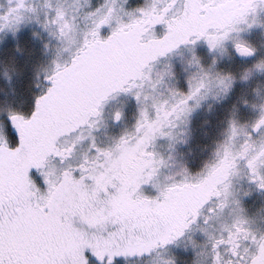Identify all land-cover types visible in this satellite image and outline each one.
<instances>
[{
    "label": "snow or ice",
    "instance_id": "obj_1",
    "mask_svg": "<svg viewBox=\"0 0 264 264\" xmlns=\"http://www.w3.org/2000/svg\"><path fill=\"white\" fill-rule=\"evenodd\" d=\"M166 3V7L153 3L125 10L112 0L84 13L85 26L75 49L68 60L53 61V70L44 74L46 87L35 96L30 115L12 109L6 112L17 142L11 146L7 132H0V264H89L86 252L100 264H113L117 256L150 253L182 235L190 223L189 214L194 219L204 203L220 195L219 189L201 190L202 181L159 182L158 165L163 160H157L152 151L158 138L171 140L172 134L165 128L174 127V119L199 106L210 92L215 95L213 88L225 93L231 88L235 79L231 73L217 71L213 75L202 66L200 79L195 83L194 78L188 79L187 92L170 90L174 97L178 94L175 103L165 108L167 101L160 105L154 102V114L141 107L134 133L121 135L109 147L101 148L93 142L92 158L84 156L77 164L69 163L58 174L46 170L50 158L62 163L69 160L74 144L83 139L77 135L67 143L62 138L72 136L85 124L91 127L101 104L117 91H131L130 81L141 69L151 67L158 57L181 44H194L201 38L209 49L223 50V42L232 32L240 31V24L251 26L257 22L258 12L264 11V0ZM43 7L54 6L45 0ZM35 12L26 0H8V7L0 12V30L15 32L29 18L26 14ZM54 13L51 22L59 25L62 37H69L66 29L71 26L65 9L57 4ZM158 24L164 26L160 35L154 31ZM43 26L47 28L48 24ZM105 26L107 34L103 33ZM233 46L243 56L255 52L238 40ZM193 61L199 64L194 54L190 63ZM253 71L264 72V59L245 69L240 79H248ZM133 95L140 103V93ZM258 107L259 116L251 124L254 132L264 129V103ZM162 112L167 119L161 118ZM115 118H120L119 112ZM237 127L235 119L229 121V140L239 135ZM240 131L246 137L252 135L242 127ZM245 145L251 147L247 140ZM261 154L264 144L260 145ZM230 155L226 144L224 155L209 166L210 173ZM33 171L41 183H37ZM230 174L226 171L221 180L226 181ZM250 179L258 180L257 186L264 188V176L257 174ZM147 183H152L156 195L142 193L141 185ZM227 188L225 182V192ZM231 237L230 232L229 240L221 239L213 248L228 243L232 245L229 250L237 255ZM255 243L256 249L245 264H264V236ZM219 257L217 251V264Z\"/></svg>",
    "mask_w": 264,
    "mask_h": 264
},
{
    "label": "clouds",
    "instance_id": "obj_2",
    "mask_svg": "<svg viewBox=\"0 0 264 264\" xmlns=\"http://www.w3.org/2000/svg\"><path fill=\"white\" fill-rule=\"evenodd\" d=\"M49 2L54 7L59 4L65 9L67 20L71 26L66 29V32L70 34L79 26L80 20H84V13L112 3V0H97V4L94 7H84L80 11H76L72 7L74 0H49ZM156 2L161 7L167 6L166 0H156ZM44 3L45 0H43V5ZM142 6L149 7L151 5L148 4L147 0H142L141 3L134 5L133 9ZM54 7L51 9V13H49V9L44 8L45 15L41 23L43 25L47 23V31L54 33L52 35L59 39L62 37L59 32V25L51 22L55 14ZM249 19L251 20L252 18L249 17ZM260 19V17H256L257 22ZM238 27L240 31L231 33L232 43L234 44V41L238 40L253 48L252 44L241 35L242 30L246 29L248 25L240 24ZM215 50H219V48ZM241 58L252 63L239 68H221L218 66L216 59L215 62L213 59L207 65H203L200 60L199 64L195 61L190 63L193 60L192 56L185 68L187 73L186 90H182L178 86L176 75L167 65L155 71L153 70V65L144 67L130 81L132 88L129 92L132 95L135 92H139L141 102L138 103L136 100L137 115L134 124L131 127L125 126V130L119 137L125 133L135 132L141 107H146L150 114H154L152 107L154 102L160 105L167 101L165 108L175 103V100L178 99V94L174 97L170 90L187 92L188 79L190 77L194 78L193 82L195 83L196 80L201 78V66L203 71L210 72L213 75L217 71L221 74L231 73L235 77L234 81H240L242 85L238 91L233 81L231 88L226 93L218 88H213L215 95L210 92L205 99L201 100L199 106L194 107L179 119L172 117L174 119V127L165 128L166 131H170L172 134L171 140L165 137L167 142L166 155L156 151L154 148L152 149L157 154L156 159L163 160V164H159L158 169L167 163L178 165L176 171L166 177L161 183L184 180L188 182L202 181L201 190L219 189L220 195H213L204 203L194 219L190 213L187 218L190 223L184 229L183 234L177 236L170 243L154 249L153 256L149 258L150 264L157 252L162 253V256L155 264H217L214 261V255L217 251L220 253L218 264H245V261L249 259L250 253L256 249L255 241L264 236V188L257 186L258 180L250 179V177L257 174L264 176V154L258 155L260 145L264 144V129L261 132H254L251 128V124L259 116L258 105L264 103V72L253 71L248 79H240L241 73L245 69L250 68L257 60L264 59V55L254 52L253 55L249 56L241 55ZM205 79L207 80V78ZM154 84L155 87H153ZM253 104H256L257 107H253ZM217 105H227L221 121L222 131L211 143H205L204 140L208 137L213 127L212 120L216 114L215 108ZM198 108H204L207 112V117L198 124L193 125L192 113ZM117 112L120 113L119 119L115 118ZM160 115L162 119L168 118L165 117L163 112ZM121 119L122 111L120 109L114 110L111 115V121L119 122ZM232 119L237 121L239 135L229 140V121ZM92 121L94 122L93 125L97 122L103 123L100 114L92 117ZM241 127L244 131L252 132L251 137H246L240 131ZM246 140L251 145L250 148L246 147ZM190 141L191 143H189ZM170 144L171 146H169ZM226 144L229 145L231 155L224 161L222 166H219L215 172L210 173L209 166L216 162L219 156L224 155V146ZM181 146L185 147L194 159L198 154L204 152H210V155L199 170L191 172L183 162L185 154L180 151ZM242 152L244 155H238ZM249 163H251L255 172L249 167ZM233 164L234 170H232ZM226 171H230L231 174L227 176L226 181H222L221 178ZM225 182L228 184L227 192L224 190ZM230 232L232 233V243L237 246V255L232 254L229 250L232 245L228 243H219L217 248H213V244L221 239L229 240ZM253 237H255V241ZM246 249L249 251L246 252Z\"/></svg>",
    "mask_w": 264,
    "mask_h": 264
},
{
    "label": "rangeland",
    "instance_id": "obj_3",
    "mask_svg": "<svg viewBox=\"0 0 264 264\" xmlns=\"http://www.w3.org/2000/svg\"><path fill=\"white\" fill-rule=\"evenodd\" d=\"M4 1L5 0H0V12H3L8 7V5H6V7H2L4 5ZM155 1L156 0H147L149 5H152L153 2ZM14 2L15 0H13V3ZM26 3H30L35 8H37L36 0H26ZM96 4L97 2L92 4L91 7H94ZM120 5H123V8L125 10H131L134 7L132 6L133 4H127L125 3V1L120 3V0H116V6L119 7ZM26 15L29 18L22 21L19 27L22 26L21 28H28L30 37L37 38L35 39L37 52L39 51V54L44 56L42 57L43 61L41 62V65L37 66V71L47 72L50 70L52 66L51 64H48V61L49 60L51 61L56 56L58 57L62 55L61 51H66V53L69 51L72 53L80 38L69 34V37H61L58 39L55 36H53L51 32H48L47 29L44 28L43 24L41 23V20L43 19L45 14L40 15L39 13L35 12V13H27ZM38 16L42 18H38ZM78 19L80 18L78 17ZM80 24L81 25L79 28L83 29L85 26L84 21L80 20ZM19 27L15 31V35L19 30ZM6 30H10V29H6ZM10 32L11 31L5 32V35L6 33H10ZM7 35L9 36V34ZM241 35L243 36V38L247 39L252 44L253 48L255 49V52H259L260 54L264 55V16L261 17V19L255 25L244 29ZM8 36L6 38H8ZM207 47H208L207 43L204 42L202 44L197 43L195 45H190L189 47L178 48L173 53L168 54L165 57L161 58L163 59V61H159L156 67L153 66V70L154 71L159 70L164 65L169 66L177 77L178 86L182 90H186L187 73L185 71V68L188 64L189 59L193 56V54L199 58L200 62L203 65H207L213 59H216L218 66L221 68H239L243 65L252 63L251 61L242 59L241 55L236 52L235 48H232L233 47L232 39L230 40L227 46L223 47V50L221 49L208 50ZM22 57H24L25 60L28 58V54L25 53L24 55H22ZM64 61L65 60L61 62ZM234 86L239 91L242 85L240 81H234ZM113 94L114 96L108 99L109 102L107 101V105L106 104L104 105L105 106L104 111L102 110L103 123L98 122V128L90 140V145L94 142L98 147L101 148L111 146L114 143V141L118 139L119 135L123 133V131L125 130L124 127L125 126L131 127V125L134 124L135 122V117L137 115V102L135 97L132 95V93L117 91ZM226 107L227 105L216 106L215 108L216 114L212 120L213 127L208 137L204 140L205 143H211L215 138H217L219 132L222 131L221 121ZM116 109H120L122 111V119L119 122H112L111 115ZM206 117H207V112L205 111V109L198 108L192 113V124L196 125ZM65 140L66 142H69L70 138H67ZM112 140L114 141L112 142ZM189 143H191V141ZM75 149L76 146L74 147V150ZM154 149L166 155L167 152L166 138H158L155 142ZM90 150L93 151L95 149H92L90 147ZM81 151L82 149L80 150V152ZM180 151L184 152L185 155L183 158V162L191 172H195L199 170V168L202 167L203 162L206 159H208L210 155V152H204L198 154L197 157L194 159L193 156L188 153L185 147L181 146ZM78 158H79L78 155H74L72 160L66 162L65 165L47 164L46 170L58 174L60 170L66 167L69 163L75 164ZM177 167L178 165H176L175 163H167L166 165H162V167L158 170V174L159 171L162 170L161 176L159 177V182L164 181L166 177L174 173ZM151 186H152V192H154L155 188L153 187L152 183H150L149 187ZM140 190L142 191V193H144L142 189ZM161 256L162 253L160 252L157 253V255L153 258V260H151V264H155V262Z\"/></svg>",
    "mask_w": 264,
    "mask_h": 264
},
{
    "label": "trees",
    "instance_id": "obj_4",
    "mask_svg": "<svg viewBox=\"0 0 264 264\" xmlns=\"http://www.w3.org/2000/svg\"><path fill=\"white\" fill-rule=\"evenodd\" d=\"M125 0H120V3ZM97 2V0H74L72 7L76 9V11H80L81 8L84 7H91L92 4ZM142 0H126L125 3L133 4L132 6L136 5L137 3H141ZM159 6V4L155 1L153 2ZM8 5V0L4 1V5L2 7H6ZM36 12L41 14H45V10L43 7V0H36ZM51 13V9L48 10ZM38 18H42L39 17ZM84 21V20H83ZM85 24V21H84ZM81 24H79L76 31L70 33L73 36L80 38L81 35ZM22 27V26H21ZM17 31L16 35L15 32L11 30H0V132H7L10 145L14 146L17 142V137L15 131L12 129L10 124H8L6 118V112L9 109L21 111L25 115H30L31 110L34 107V100L35 96L41 94V92L46 87V83L43 80V76L45 72H38L37 66L41 65L44 57L43 55L37 52V46L35 39L36 37H30L28 28H21ZM11 31L10 33H6ZM109 29L105 26L103 29V33L107 34ZM154 31L157 35L162 34L164 31V26L162 24H158L154 26ZM3 34V35H2ZM9 34V36L7 35ZM2 35V36H1ZM8 36V38H6ZM232 34H230V38L223 42V47L227 46L231 40ZM202 40H199L201 42ZM205 41V40H204ZM197 42V43H199ZM206 42V41H205ZM194 44H181L180 47L178 46L176 49L181 47H189L190 45ZM207 43V42H206ZM208 48V47H207ZM176 49H173L171 52L165 54L164 56H160L157 58L156 61L153 62V66L156 67L159 61H163V57L168 54L173 53ZM230 50V49H229ZM233 51V49H232ZM25 53L28 54V58L24 60ZM62 55L54 57L51 61H48V64H51L50 72L53 70V61H63L68 60L71 56V52L61 51ZM234 53V52H233ZM60 57V58H59ZM42 59V60H41ZM112 95V96H111ZM100 106V115L103 117V112L105 108V104L107 105L108 99L112 98L114 94H111ZM109 102V101H108ZM98 128V122L95 125L89 127L88 124L83 125L81 128L77 129L76 132L73 133L72 136L67 137L70 138V141L67 143H72V140L75 136L79 135L82 136L83 139L79 140L74 144L76 149L73 151L72 156L69 160H72L74 155H78V160L75 164L79 163L84 156H88L92 158L95 153V150H90V140L93 134L96 132ZM67 138H62L63 140ZM114 140H112L113 142ZM103 148V147H102ZM82 151L80 152V150ZM163 154V153H162ZM69 160H65L63 163L59 161L57 158L53 157L50 158L47 164H55V165H65L66 162ZM162 167V166H161ZM162 170L159 171V177L161 176ZM32 175L36 179L37 183H41L40 176L36 175L35 172H32ZM147 186V187H146ZM150 183L142 184L141 189L144 191L143 194L147 196H154L156 194V189L152 192V186ZM159 253V252H157ZM156 253V255H157ZM89 257V264H100L99 261L96 260L94 256L91 255L90 252H86ZM153 256V251L150 253L141 254L139 256H117L114 258L113 264H149V258Z\"/></svg>",
    "mask_w": 264,
    "mask_h": 264
},
{
    "label": "flooded vegetation",
    "instance_id": "obj_5",
    "mask_svg": "<svg viewBox=\"0 0 264 264\" xmlns=\"http://www.w3.org/2000/svg\"><path fill=\"white\" fill-rule=\"evenodd\" d=\"M258 17H260V18L263 17V11H259V12H258ZM254 25H255V24H254ZM251 26H253V25H251ZM251 26H248V27H251ZM248 27H247V28H248ZM242 31H243V30H242ZM200 40H202V41L199 42V40H197V41L199 42V44L205 42L203 38H201ZM197 41H196V42H197ZM208 48H209V47H208ZM232 48H234V46H233ZM209 50H213V49H209ZM254 50H255V49H254ZM158 175H159V174H158ZM158 175H157V178H158ZM177 178H179V177H177Z\"/></svg>",
    "mask_w": 264,
    "mask_h": 264
}]
</instances>
